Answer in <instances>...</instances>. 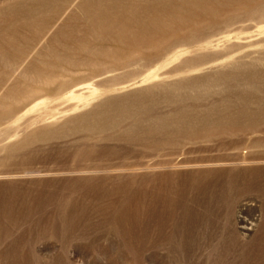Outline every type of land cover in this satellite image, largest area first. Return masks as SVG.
<instances>
[{
    "label": "rangeland",
    "instance_id": "1",
    "mask_svg": "<svg viewBox=\"0 0 264 264\" xmlns=\"http://www.w3.org/2000/svg\"><path fill=\"white\" fill-rule=\"evenodd\" d=\"M0 264H264V0H0Z\"/></svg>",
    "mask_w": 264,
    "mask_h": 264
}]
</instances>
